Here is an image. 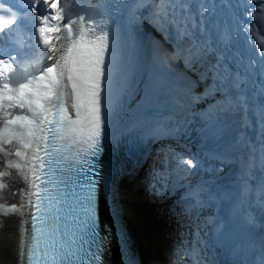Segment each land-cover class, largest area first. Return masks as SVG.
Masks as SVG:
<instances>
[{
    "label": "snow or ice",
    "instance_id": "obj_1",
    "mask_svg": "<svg viewBox=\"0 0 264 264\" xmlns=\"http://www.w3.org/2000/svg\"><path fill=\"white\" fill-rule=\"evenodd\" d=\"M26 2L30 7L20 17L0 2V37L13 36L20 21L30 17L39 25L32 52L50 62L20 77L16 57L0 59V155L6 169H15L24 181L12 192L20 203H0V212L20 215L21 264L25 259L27 264H106L111 253V225L101 224L98 205L100 158L119 113L113 91L114 33L123 39L129 29L147 25L159 35L162 43L150 42L151 50L163 67L182 69L179 100L189 110L198 111L209 97L222 100L213 109L208 132L226 148L243 150L242 190L251 191L258 159L264 174V52L259 60L244 62L231 46V34L209 22L215 5L208 0H132L123 5L127 12L118 29L110 30V18L66 19L59 0ZM120 7L115 5L117 11ZM232 118L239 119V129L229 136ZM194 159L181 157L178 163L198 167ZM9 176L0 170V177ZM7 187L0 183V189ZM256 202L262 215L246 211L244 223L264 237V185ZM29 217L32 237L26 245Z\"/></svg>",
    "mask_w": 264,
    "mask_h": 264
},
{
    "label": "clouds",
    "instance_id": "obj_2",
    "mask_svg": "<svg viewBox=\"0 0 264 264\" xmlns=\"http://www.w3.org/2000/svg\"><path fill=\"white\" fill-rule=\"evenodd\" d=\"M12 6L14 5H9L8 8ZM129 38L133 40L134 43L128 44L127 40ZM148 39L147 35L142 33V27H140L136 32V37H133V35L126 36L124 47H126L127 50H131L142 46V56H144L143 67L150 82L142 79L138 75L132 63H128L126 66H115L114 64L113 90H115V96L118 99L119 113L113 120L109 130L110 135L105 151L101 155L102 169H104V164L108 168L103 172L108 171L110 176H106L104 181L100 180L98 213L102 225L111 222V219L107 220L109 215L104 210V197L106 194L108 197L107 200L113 197L114 200L118 202V205L114 204L115 210L114 213H112V219L119 225V229L113 226V224H109L111 225L114 237L110 246L120 247L121 251H118V253L122 251L128 253L137 252L139 258L138 263L140 264H142L141 257H146L147 264H171L174 259V254L169 253L168 246L174 240H172V238H167L164 248L158 246L154 257L147 256L151 253L149 251H151L152 245L156 246L159 233H156L157 238L154 240L155 237H152V235L150 237V232L146 229L142 237H138L140 233L138 232L137 243L140 248V252H138L134 244L133 236L126 225V216H137V223L139 228L141 223L142 230L143 228L145 229L146 224L154 228L157 218L153 217L150 212L144 213L143 218H139V213L142 211V208L139 212L133 214L131 212V206L133 207V211L137 209L140 204L141 207L144 208L146 206H144V204L152 203L155 200L159 203V206L165 208L164 211H166V209L169 210L166 200L170 201V197L177 192L181 182L189 184V182L194 179L202 178L205 183V188L200 192L192 190V198L203 199L211 203V205L229 204V211H222L217 205L218 208H213L212 214H216L217 212L216 217L223 222L233 221L237 223L242 228L243 236H249L251 234L249 232L253 230L246 227L244 223V214L246 211L244 212L239 209L235 210L236 206L240 205L241 192L238 193V191H236V193L224 195H220L218 192L220 186L219 177L225 172L227 167L236 169L240 174V178L236 179V183L241 190L242 171L240 167L243 163L241 158L243 150L237 151L226 148L225 144L209 134L208 129L214 122L210 115L206 120H203L202 124H198L197 122L193 123L192 121L188 122L186 125L182 124V117L190 116L191 114V116H193L197 110H189L181 103L179 100V78L177 77L179 72L174 67L165 68L160 64L156 54L151 50ZM7 43V37H0V59H5L4 56ZM33 48L34 45L32 49ZM36 54L38 56L43 55L39 52H36ZM12 57L14 56H8L6 60ZM18 61H21L19 57L13 60L14 70L18 76L24 77L26 74L36 73L31 67L37 61L31 62L32 59L27 62L22 61V63H18ZM140 61L142 60L140 59ZM155 88H157V93H155ZM172 92H176L177 95L173 96ZM216 103H218V101H216ZM168 107L170 108L167 109ZM154 110H161L162 113L167 111L166 115L172 119L170 122L171 128L169 130V138L165 140H158L155 137L154 120L157 119V115ZM209 111L210 114H213L211 108H209ZM143 113H147L149 119L144 123L135 122L136 118H139ZM140 119H142V117H140ZM205 121H208V123L205 124ZM162 139H164V137H162ZM181 157L185 160L195 158L194 164L198 162L199 166L186 168L183 164L178 163ZM1 158L2 155H0V170H8L10 176L0 177V183L8 186L6 189H0V201L6 206L13 203L19 204L18 200L20 196H13L12 192L22 187L24 181L15 169H6L5 162L1 161ZM140 168L142 169L139 170ZM29 176L31 178V174H29ZM133 177H135V180H132ZM121 179L131 182V184L136 182L128 193L129 203H132L130 206L127 205L126 213H122L117 192V185L120 183ZM253 182L252 187L257 184V181L253 180ZM133 191L136 192L132 193ZM210 192H214L216 197L204 199L203 196ZM137 193L140 194V197L136 196ZM246 193H248V191H246ZM202 209H204V207ZM233 211L236 212L233 213ZM206 212V215L210 217V212ZM247 212L250 214L254 213L257 217L262 215L256 201L250 202ZM202 213H204V211H202ZM14 214L4 215L3 212H0V227L4 224L3 220H7L12 227L15 228V237L17 241L18 238L19 240L21 239V225L20 222L14 221ZM230 215H233V220L228 218ZM157 216L165 220L162 213H159ZM165 216L169 219L168 212L165 213ZM214 231H216V229H214ZM236 233H238V231H236ZM254 233H256V237H261L258 231H254ZM118 236L121 237V244L115 242ZM31 237L32 231L27 230V233L24 235L26 244L31 241ZM160 239H162V236ZM212 239H214V237H212ZM174 247H176V245H174ZM218 252L219 251L213 248L212 253L204 254L207 259H210L218 254ZM160 253L168 255L170 261H168V258H166L167 262L158 260ZM106 258L113 259L110 254H108ZM114 263L117 264L115 261L109 263L107 261V264Z\"/></svg>",
    "mask_w": 264,
    "mask_h": 264
},
{
    "label": "bare ground",
    "instance_id": "obj_3",
    "mask_svg": "<svg viewBox=\"0 0 264 264\" xmlns=\"http://www.w3.org/2000/svg\"><path fill=\"white\" fill-rule=\"evenodd\" d=\"M172 95L176 96L177 93L172 92ZM141 169L142 168H140L139 170ZM133 179L135 180V177H133L132 180ZM135 183L136 182H133L131 184V182H127L125 181V179H121L120 183L117 185L118 198L121 203L122 213H126L127 205L130 206L132 203V202L129 203L128 193ZM126 218H127L126 225L128 229L130 230V233L133 236L136 249H138V252H140V248L137 243L138 242L137 235H138V232H140V228L137 223V216H134V217L126 216ZM160 219L165 223L164 219L162 218ZM209 220H211L210 217H209ZM0 228H2L4 231L3 232L4 234L0 235V264H15V257H16V250L14 249L15 242H16L15 228L12 227V225L7 220L4 222V224L1 225ZM249 233H252V231ZM141 259H142V264H147L146 257H141ZM109 262H110V258L108 260V263Z\"/></svg>",
    "mask_w": 264,
    "mask_h": 264
},
{
    "label": "rangeland",
    "instance_id": "obj_4",
    "mask_svg": "<svg viewBox=\"0 0 264 264\" xmlns=\"http://www.w3.org/2000/svg\"><path fill=\"white\" fill-rule=\"evenodd\" d=\"M136 192V191H135ZM134 191L132 192V193H135ZM136 196H139L140 197V194L139 193H137L136 194ZM135 200V199H134ZM133 200V201H134ZM142 208V211H140V213H139V218L140 217H142L143 218V214L144 213H146V212H149L147 209H144L143 207H141V204H140V206L137 208V209H135V210H133L132 211V209H133V207L131 206V212L133 213V214H136L137 212H139V210ZM4 222L6 221V220H3ZM139 223H140V221H139ZM158 225H160V224H158ZM146 229L150 232V237H151V235H152V237H155V239L154 240H156V238H157V234L154 232V230H152V228L149 226V225H145V229L143 228V230H142V227H141V223H140V233H139V235H138V237H142V235H143V232H145L146 231ZM165 231V229L163 228L162 229V232L161 233H159V238H158V242H157V244H156V246H153L152 245V249H153V251H156L157 249H158V246L160 247V248H164L165 246H166V241H167V235H166V233H163ZM4 231H3V229L2 228H0V235H2V234H4L3 233ZM162 236V239H160V237ZM150 255V253L147 255V256H149Z\"/></svg>",
    "mask_w": 264,
    "mask_h": 264
}]
</instances>
